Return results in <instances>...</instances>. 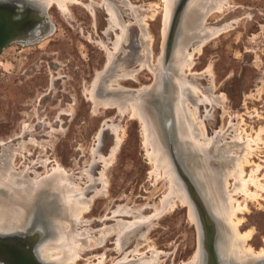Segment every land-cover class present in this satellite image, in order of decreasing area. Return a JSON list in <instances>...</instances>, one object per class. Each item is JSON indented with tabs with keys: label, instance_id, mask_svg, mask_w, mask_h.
<instances>
[{
	"label": "rangeland",
	"instance_id": "374dc122",
	"mask_svg": "<svg viewBox=\"0 0 264 264\" xmlns=\"http://www.w3.org/2000/svg\"><path fill=\"white\" fill-rule=\"evenodd\" d=\"M32 1L0 0V7L14 10L34 5L41 10L39 14L49 18L48 23L39 18L36 21L33 15L38 27L35 24L28 31L36 33L32 41H12L0 53V168L17 174L26 170L25 176L34 179L46 178L57 169L65 171V178L77 186L75 192L80 193L76 195L78 199L84 196L79 200L86 201L88 209L73 225L81 233L80 243L84 246L77 260L69 264H116L121 258L130 264H194L192 260L199 251L201 264H209L203 243L206 233L203 235L205 229L190 191L191 182L216 229V258L220 264H227L217 248L224 225L209 212L201 185L191 171L194 165L189 153L193 148L186 146L190 144L184 143V162L180 148L177 153L180 166L187 168L184 167V187H188L190 204L173 196L172 206L154 215L162 207L169 182L154 171L140 119L131 115L127 106L125 112H119L116 105L95 107L93 100L94 90L99 99L142 94L139 96L152 104L157 102L152 98L155 93L151 97L147 91L155 85L153 71L160 59L165 61L170 37L171 28L164 39L163 0H67L64 10L55 2L46 6L39 0ZM107 3L112 4L127 30L117 52L115 43L121 27L111 22ZM221 7H212V11L208 8L194 28L199 36L190 38L187 46L192 63L185 66L181 76L198 89H187L190 99L186 106L194 114L199 141L208 149L201 150L208 153V157L204 156L208 164L216 170L229 171L239 166L237 160L241 158L248 184L247 193H233L243 208L238 212V229L252 232L247 245L258 253L264 249V0H226ZM7 15L0 16L1 23ZM141 20L147 21L151 38L143 36ZM182 28L180 15L172 45L185 34ZM205 28L221 29L205 41L200 35ZM109 51L115 54L111 63ZM170 79V73L165 74L163 84ZM166 110V144L175 147V120L171 109ZM245 151L249 152L247 161L243 158ZM234 184L230 176L229 190ZM122 207L133 213L117 212ZM193 207L197 213L190 216ZM139 213L141 218L151 220L141 224ZM119 221L135 224L120 237L116 232ZM35 228L11 236L0 234V240L22 247L25 253ZM40 238L35 237L37 242L31 243L34 255L41 263L50 264L35 253ZM0 264L5 263L0 260ZM253 264H264V259Z\"/></svg>",
	"mask_w": 264,
	"mask_h": 264
},
{
	"label": "bare ground",
	"instance_id": "6f19581e",
	"mask_svg": "<svg viewBox=\"0 0 264 264\" xmlns=\"http://www.w3.org/2000/svg\"><path fill=\"white\" fill-rule=\"evenodd\" d=\"M39 1L40 3L45 4L46 6H49V4H51L52 2H55L57 3L58 6L60 5L64 10V8L66 7V5H64V2L67 0H39ZM163 2H164V32H163L164 39L165 38L167 39V35L170 31V28H171L170 35L172 39L171 42H169L168 40L169 47H167V54L165 57L166 59L163 58L165 59V61L160 59L158 64L156 65V68L155 69L153 68L154 69L153 72L155 73L156 76L155 85L153 88H151V91L149 90L150 92L147 91L150 94V96L152 93L153 94L155 93V95L151 97L157 99V102L152 104L153 102L151 103L150 100H147L143 96H139L142 94H139L138 96L129 95L126 97L111 96L110 98L107 99L104 98L99 99L97 96H94L95 91L93 90V97H94L93 100L95 103V107H97V105L100 104L108 107L109 105L110 106L116 105L119 109V112H125L127 106V109L129 107L131 111L130 114L133 115L134 117L136 115L138 116V119H140L144 131V141L147 146L146 150L148 151V154L152 161L153 164L152 166L154 168V171L156 175H158L159 177L160 176L165 177L169 182L168 192L165 194L164 198L161 201L162 207L160 208V210H157L154 215H160V212L164 211V208L168 207V205L172 206L170 205L171 204L170 201L173 198V196L180 198L181 199V200L179 199L180 201L182 202L184 201V204H187L188 196L190 195V193L188 195L187 194L188 187L187 190L184 187V178L186 179V176L184 175L185 166L183 167L180 166L177 153L180 152L179 150L180 148L183 152L181 160L184 162V152H185L184 148L186 149V146L187 147L191 146L193 148L192 152L194 153L191 154V151L189 153V155H191L189 157H191V159L193 158L192 159L193 162L191 163L194 165L193 167L194 170L191 171H194V174L201 185L199 186L207 201V204L206 202L205 204L206 206L208 205L209 212H211V215L216 217L217 220L220 221L222 225H224V230L223 231L221 230L222 233L219 235L217 240V248L222 261H225L227 264H253L257 260L264 259V249L259 250L258 253H256L255 252L256 250H254L252 246L247 245L248 238H250L252 232L250 230L246 232H240L239 231L240 229H238V225L241 222L240 217L238 218V212L239 210H241L242 207L241 205L239 206V203L234 198L233 193L236 190H241L243 191V193L244 192L247 193L245 188L246 185L248 184V180L244 179L243 177L244 169H242L243 167H242L241 158L237 160L239 166H236L235 168H232L229 171L223 170L224 172L218 169L216 170L208 164L207 161H209V159H207L206 161L204 157L208 153L206 155L205 153H202L203 151L206 152L208 149L207 147H204V145H202V143L199 141L198 134L196 133L197 130L195 131L196 127L194 126V122H193L194 118L192 119L194 114H192L191 110L186 106V103L188 102L187 98H189L187 96L189 90L187 89L192 88V91L194 90L193 92L198 91V89L190 82L189 84L187 80H184V77H182L184 75L181 74L183 73V69H185V66L190 65V63H192V61H190L192 53L189 54V52L187 51V46L190 41V38L194 39L195 36L196 37L199 36V34L196 35L194 28L197 26L199 20L202 18L203 14L206 12L208 8L210 9L212 7L215 8L220 7L222 9L221 5L224 6L226 0L224 1L223 0H163ZM107 5H108V10L111 13V22L121 27V33L117 35V42L115 43L116 44L115 51L117 52L116 49L121 45V43L125 39V34L127 33V30L125 24L122 23L119 14L116 13V11L112 8L111 6L112 4L107 3ZM215 8L213 9L216 10ZM210 10L212 11V9ZM177 12H178V17L176 16ZM180 15H182V24H183L182 29H183V33L185 31V34L181 37V39L179 37L178 42L175 45H172V42L174 41L173 37L175 32V26L178 24ZM136 19L139 20V18ZM141 21L142 24L140 25L142 27L143 36L151 38V35L148 34L146 29L147 21H143V20ZM214 29L211 30L210 28L209 29L207 28L206 29L207 31L206 30L202 31L203 34L202 32H200V35H202L201 37L205 38V41H207L206 39H208L210 36L214 37L213 35H215L217 30L221 28H216L217 30ZM190 31H192L193 34H188ZM30 41L32 40L29 39L26 42H30ZM22 42H25V40H23ZM108 54H109L108 56L109 63H111L114 52L112 53V51L111 52L109 51ZM169 73L171 75V79L169 80V82H165L163 84L164 75ZM106 87L109 88L108 85H106ZM194 95L196 94L194 93ZM196 101L198 104L197 99ZM166 108L168 110L171 109V112L173 114V120H175V125H174L175 140L173 141L176 145L175 147L170 146L171 144L168 146L166 144L164 123H163V118L167 111ZM248 140L250 141V139ZM185 142L190 145L184 146ZM247 144L249 145L248 142ZM248 147L251 148V146ZM248 151L247 152L245 151V156H243L245 161H247L248 159L247 158L249 153ZM185 155H187V153H185ZM234 159H237V156ZM9 170H10L9 168L6 169L3 167L0 168V234L11 236L10 234H16L22 231H29L31 230L32 227H36L32 231L34 232L35 235L33 236L32 235L33 233L30 232L31 235L28 238V241L30 242L34 241L35 237L41 236L40 240L37 243V249L35 252L37 257H39L41 261L48 262L50 264H69V262L73 263L75 260H77L81 247L84 246L81 245L82 243H80V241H82L80 237L81 233H79L78 229L74 228L73 225L77 223L76 221H78L83 215V213L86 211V209H88V207H86L88 206L87 205L88 203L86 201L85 202L87 204L85 202L84 203L80 202V200L82 199L81 197L83 195L79 197V199L81 198L80 200L76 195V194L79 195L80 193L77 192L78 190L76 191L77 193L75 192L76 189L75 187L77 186H74L75 184L73 185L71 181H68V179L65 178V173H64L65 171L61 172L60 170L57 171V169L56 172L52 173L50 176L48 175V177L46 176V178H44L45 177L44 176L43 178L41 177L40 179H34V178H29V176H25L26 170L25 173H22L24 172L22 171L21 172L22 174H20V172H18L19 174L13 173L14 171L12 172ZM230 176L234 177L235 179V184L232 190H229L228 188ZM250 182H253V180ZM256 183L255 185H257ZM189 187L191 193L193 194L192 196L195 199L194 201H196L197 202L196 204L199 206L201 212L200 217L202 218V224L203 225L205 224L204 213L211 224L210 228H211V232L213 233V242H214V236L216 235L215 234L216 232L214 233V230L216 229H214L215 227L213 228V223L209 218L210 214L208 215L207 209H205V207L203 206L204 204H202V202L200 201L202 200V197L200 199L199 197L200 195L196 193L192 182L190 183ZM262 188L261 189L258 188V189L262 190ZM82 190L84 191V189ZM254 193L256 192H253V194ZM247 195H249V193ZM255 196L256 195H254L253 197ZM87 200L88 202L92 201V200L90 201L89 199ZM172 204L174 207V202ZM190 207L192 206L190 205ZM118 211L122 213L125 212L130 214L133 213V211L131 209H128V207L127 208L122 207L120 209H117V212ZM195 211L196 208L195 210L194 207L191 208L189 212L190 216H193L191 214H194ZM139 214L137 216H139ZM141 215L142 214H140V218H139V221L140 219L142 220L140 222L141 224L142 222L144 223L147 220L149 221L150 217L148 218L143 216V218L145 217L143 219L141 218ZM196 216L194 215V217ZM194 217L191 218H193L194 220ZM38 220L41 223H38ZM135 220H138V218ZM133 223L135 224V221L132 222L119 221L117 224L118 230L116 232H118V235H120L121 237V234L123 235L124 231L126 230L129 231L128 228ZM138 223L139 222H137L136 225H138ZM29 256H31V254L27 255V257ZM33 256L36 258L34 254ZM138 259L140 258L138 257ZM120 260H123V258H121ZM120 260H117L118 262L116 264H121L122 261ZM124 260L126 259L124 258ZM154 260L155 259H153V261ZM200 260L203 262L202 254L199 251L198 254H196L194 260L192 261L194 264H201ZM37 261L40 262L39 260ZM125 263L130 264L124 261V264ZM146 263L153 264V263H148L147 261L145 263H140V264H146Z\"/></svg>",
	"mask_w": 264,
	"mask_h": 264
},
{
	"label": "water",
	"instance_id": "95a60500",
	"mask_svg": "<svg viewBox=\"0 0 264 264\" xmlns=\"http://www.w3.org/2000/svg\"><path fill=\"white\" fill-rule=\"evenodd\" d=\"M21 6L23 7L22 9ZM18 6L17 10H15V14L13 16V18L10 19H6L5 22H0V53L2 51V49L10 42L12 41H27L31 38H33L34 36H36V33H31L28 31L31 30L29 29L28 31H20V32H15L14 28L16 29L18 23H21L23 21V19L25 17L28 16V12L31 13L32 15H34V12L37 10L40 11V9H38L36 6L34 5H21ZM34 6V7H33ZM37 8V9H36ZM35 10V11H34ZM17 15H19L17 17ZM176 16L178 17V12L176 14ZM39 19L40 20H45L47 23L49 21L48 16L44 15L43 13L39 14ZM11 20H12V25L11 24ZM9 21V25L7 24V22ZM37 26H35V28L38 27V24H36ZM33 35V36H32ZM171 35L169 38V42H171ZM169 47V45H168ZM204 218H205V224H204V234L206 233V240L203 239V243H204V247H205V251H206V258L209 261V264H220L219 261L216 259L217 255L215 252V247H214V242H213V233L211 232V228H210V222L208 220V218L206 217L205 213H204ZM38 223L39 222L38 220ZM206 231V232H205ZM26 235V234H24ZM0 237H2L0 235ZM34 244V242L36 243V239H34V241L30 242V246L26 248V252L24 253H14V252H10V255L12 256V258L14 259V261H12V264H43L41 262H38L37 259L33 256L34 254V249L32 248V243ZM31 254V256L27 257V255ZM208 256V257H207ZM207 261V263H208Z\"/></svg>",
	"mask_w": 264,
	"mask_h": 264
},
{
	"label": "flooded vegetation",
	"instance_id": "af4514ba",
	"mask_svg": "<svg viewBox=\"0 0 264 264\" xmlns=\"http://www.w3.org/2000/svg\"><path fill=\"white\" fill-rule=\"evenodd\" d=\"M14 14H15L14 8L0 7V16L7 15L5 18L10 19V18H13ZM32 17L33 15L28 12V16L25 17L21 23H18L16 29L14 28V31L23 32V31H28L29 29H31L36 24V21L38 20L37 19L35 21ZM7 24L9 25V21L7 22ZM11 25H12V20H11L10 26ZM10 252L23 253L24 249L19 246H12V242H5V241L0 240V260H2L5 264H12V261H14V259L10 255Z\"/></svg>",
	"mask_w": 264,
	"mask_h": 264
},
{
	"label": "crops",
	"instance_id": "0c3cea01",
	"mask_svg": "<svg viewBox=\"0 0 264 264\" xmlns=\"http://www.w3.org/2000/svg\"><path fill=\"white\" fill-rule=\"evenodd\" d=\"M37 9V8H36ZM39 9V8H38ZM35 11V10H34ZM40 12H41V10H40ZM36 13H38V14H36ZM34 15H36V17H37V19L39 18V10L37 11H35V14ZM38 21V20H37Z\"/></svg>",
	"mask_w": 264,
	"mask_h": 264
}]
</instances>
